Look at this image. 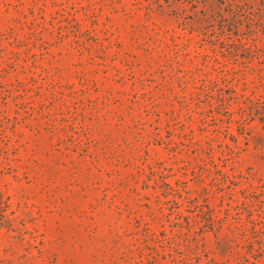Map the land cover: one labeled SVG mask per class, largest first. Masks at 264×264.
Listing matches in <instances>:
<instances>
[{
  "label": "rangeland",
  "instance_id": "1",
  "mask_svg": "<svg viewBox=\"0 0 264 264\" xmlns=\"http://www.w3.org/2000/svg\"><path fill=\"white\" fill-rule=\"evenodd\" d=\"M0 264H264V0H0Z\"/></svg>",
  "mask_w": 264,
  "mask_h": 264
},
{
  "label": "trees",
  "instance_id": "2",
  "mask_svg": "<svg viewBox=\"0 0 264 264\" xmlns=\"http://www.w3.org/2000/svg\"><path fill=\"white\" fill-rule=\"evenodd\" d=\"M238 8H239L240 10H243V9H244V6H238Z\"/></svg>",
  "mask_w": 264,
  "mask_h": 264
}]
</instances>
